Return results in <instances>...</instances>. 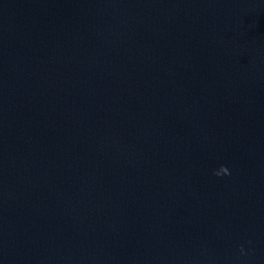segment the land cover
<instances>
[{"label": "water", "instance_id": "obj_1", "mask_svg": "<svg viewBox=\"0 0 264 264\" xmlns=\"http://www.w3.org/2000/svg\"><path fill=\"white\" fill-rule=\"evenodd\" d=\"M263 250L264 0H0V264Z\"/></svg>", "mask_w": 264, "mask_h": 264}, {"label": "clouds", "instance_id": "obj_2", "mask_svg": "<svg viewBox=\"0 0 264 264\" xmlns=\"http://www.w3.org/2000/svg\"><path fill=\"white\" fill-rule=\"evenodd\" d=\"M229 174V173H228ZM241 251H243V249H241Z\"/></svg>", "mask_w": 264, "mask_h": 264}]
</instances>
